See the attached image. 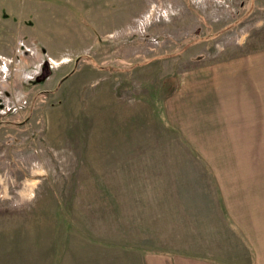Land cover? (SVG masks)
Wrapping results in <instances>:
<instances>
[{
	"label": "rangeland",
	"instance_id": "rangeland-1",
	"mask_svg": "<svg viewBox=\"0 0 264 264\" xmlns=\"http://www.w3.org/2000/svg\"><path fill=\"white\" fill-rule=\"evenodd\" d=\"M241 60L264 0H0V264L240 256L264 189V125L223 109L264 99Z\"/></svg>",
	"mask_w": 264,
	"mask_h": 264
},
{
	"label": "crops",
	"instance_id": "crops-1",
	"mask_svg": "<svg viewBox=\"0 0 264 264\" xmlns=\"http://www.w3.org/2000/svg\"><path fill=\"white\" fill-rule=\"evenodd\" d=\"M245 60H241L239 62H235L231 64V66H223L224 69L227 68H234L235 72H239L242 70V78L245 80L246 74L250 75L252 77V81L254 83H258L259 89L262 91L261 93H264V66L259 65L256 68V70H252L250 68L249 64L245 63ZM246 64V67L245 65ZM239 65H242L243 68H238ZM238 68V70H237ZM250 70V72H249ZM252 71V72H251ZM221 72V71H220ZM222 73V72H221ZM225 78H229L227 74L223 75ZM233 85H235L237 88L241 84V80L235 83L232 82ZM226 93L228 92L227 89ZM217 98V96H215ZM215 97H212V100L215 99ZM260 96V105L257 106H251L250 101H246L245 98H243V102H238L239 105H233L231 99L230 105L231 106H223V109L225 110V113L227 115L226 123L227 124H235V125H264V122L261 123L259 121V117H264V111H260L261 109H264V99ZM250 99V97H249ZM259 99V98H258ZM202 100V99H200ZM263 100V101H262ZM202 102H200L201 104ZM254 109H256L254 113ZM254 115V116H253ZM252 119V122H251ZM254 127V126H253ZM239 130L237 128H233V131ZM245 130V128H242L241 131ZM249 131H254V129H249ZM231 132V129H230ZM258 194H262V196L253 197V198H246L247 201L244 202L246 206H250V208H246L247 216L249 221L246 224L245 229L243 230L244 233V242L248 243L241 251V255L234 256V259L230 261L229 259L223 260L221 258H217L215 256H181V255H173L172 253H166V255L159 256L160 259L155 258H148L146 261V264H264V189L259 191ZM253 195V194H251ZM251 200H256L257 202H251ZM257 204V205H255ZM253 206V207H252ZM247 237V239L245 238ZM246 239V240H245ZM10 253V250H9ZM214 253V252H211ZM219 253V252H218ZM236 258V259H235Z\"/></svg>",
	"mask_w": 264,
	"mask_h": 264
}]
</instances>
